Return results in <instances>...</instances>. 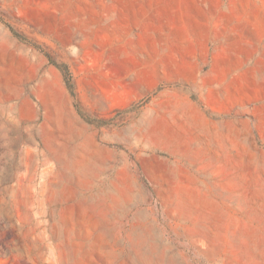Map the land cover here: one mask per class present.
I'll return each instance as SVG.
<instances>
[{"label": "rangeland", "instance_id": "1", "mask_svg": "<svg viewBox=\"0 0 264 264\" xmlns=\"http://www.w3.org/2000/svg\"><path fill=\"white\" fill-rule=\"evenodd\" d=\"M263 71L264 0H0V264H264Z\"/></svg>", "mask_w": 264, "mask_h": 264}, {"label": "crops", "instance_id": "2", "mask_svg": "<svg viewBox=\"0 0 264 264\" xmlns=\"http://www.w3.org/2000/svg\"><path fill=\"white\" fill-rule=\"evenodd\" d=\"M241 5H242V12H240V11H235L234 12V14H247V11H246V9H245V7H244V4L243 3H241ZM231 70V67L228 69V71H230Z\"/></svg>", "mask_w": 264, "mask_h": 264}, {"label": "trees", "instance_id": "3", "mask_svg": "<svg viewBox=\"0 0 264 264\" xmlns=\"http://www.w3.org/2000/svg\"><path fill=\"white\" fill-rule=\"evenodd\" d=\"M65 78H66L67 86H68L70 89H72V85H71V83H70V78L66 75V73H65Z\"/></svg>", "mask_w": 264, "mask_h": 264}, {"label": "bare ground", "instance_id": "4", "mask_svg": "<svg viewBox=\"0 0 264 264\" xmlns=\"http://www.w3.org/2000/svg\"><path fill=\"white\" fill-rule=\"evenodd\" d=\"M259 72H262V71H259ZM264 72V71H263ZM255 76V75H254ZM259 76H262V75H259ZM253 77V76H252ZM257 80V79H256ZM207 230V229H206ZM208 231V230H207Z\"/></svg>", "mask_w": 264, "mask_h": 264}]
</instances>
